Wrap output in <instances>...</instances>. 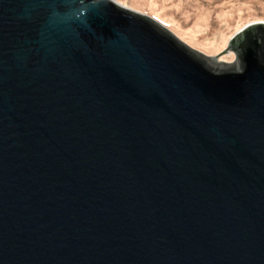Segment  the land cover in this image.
<instances>
[{"label": "water", "instance_id": "obj_1", "mask_svg": "<svg viewBox=\"0 0 264 264\" xmlns=\"http://www.w3.org/2000/svg\"><path fill=\"white\" fill-rule=\"evenodd\" d=\"M220 54L117 0H0V264H264V21Z\"/></svg>", "mask_w": 264, "mask_h": 264}, {"label": "rangeland", "instance_id": "obj_2", "mask_svg": "<svg viewBox=\"0 0 264 264\" xmlns=\"http://www.w3.org/2000/svg\"><path fill=\"white\" fill-rule=\"evenodd\" d=\"M117 1L153 17L207 56L220 54L246 25L264 21V0ZM235 58V53L228 51L218 55L217 61L233 62Z\"/></svg>", "mask_w": 264, "mask_h": 264}, {"label": "bare ground", "instance_id": "obj_3", "mask_svg": "<svg viewBox=\"0 0 264 264\" xmlns=\"http://www.w3.org/2000/svg\"><path fill=\"white\" fill-rule=\"evenodd\" d=\"M208 15H206L205 17H207ZM222 33V32H221ZM223 36H224V33H222ZM225 36H226V40H227V33H225Z\"/></svg>", "mask_w": 264, "mask_h": 264}]
</instances>
